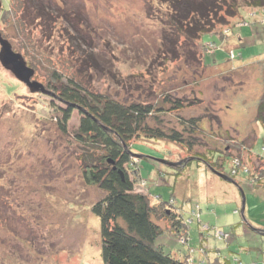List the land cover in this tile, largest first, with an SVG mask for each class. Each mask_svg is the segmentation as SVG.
Masks as SVG:
<instances>
[{"label": "rangeland", "instance_id": "1", "mask_svg": "<svg viewBox=\"0 0 264 264\" xmlns=\"http://www.w3.org/2000/svg\"><path fill=\"white\" fill-rule=\"evenodd\" d=\"M1 1L8 10L0 13V33L44 92L31 91L0 62V264H103L100 220L91 212L102 191L83 177L86 149L74 138L80 114L72 112L65 132L58 124L66 105L53 86L69 78L120 101L163 106L151 125L181 129L179 119L200 118L192 151L164 140L130 143L133 164L141 158L137 168L145 181L139 190L159 197L155 203L170 200L169 209L181 208L202 229L212 228L203 245L208 251L200 249L193 222L187 243L165 230L156 244L196 261L214 247L231 264L234 255L246 264L264 258V235L253 233L255 223L264 232V188H253L243 171L258 169L264 160V124L255 120L264 89V9L241 8L216 26L215 36L199 40L197 59L187 60L184 48L173 52L180 59L164 53L167 7L161 0H38L51 5L45 21L32 7L37 0ZM165 97L198 102L172 110ZM199 155L216 168L225 159L226 174L237 166L230 176L239 185L196 159L185 166L186 158ZM242 221L248 229H234ZM215 230L228 232L229 241H218Z\"/></svg>", "mask_w": 264, "mask_h": 264}, {"label": "trees", "instance_id": "2", "mask_svg": "<svg viewBox=\"0 0 264 264\" xmlns=\"http://www.w3.org/2000/svg\"><path fill=\"white\" fill-rule=\"evenodd\" d=\"M152 1L154 0H146L147 3ZM162 1L163 5L167 7V19L165 23L163 22V50L166 51L164 53L175 55L173 52L184 48L182 57L187 60L197 59L199 53L197 54L196 51L199 40L215 36L213 33L216 26L226 24L227 18L237 16L241 8L264 9V0ZM9 2L14 3L13 0H9ZM18 2L22 3L21 0H18ZM30 3H28L29 6ZM33 6H36L37 18L44 21L50 18V4H44L37 0ZM17 8L19 7L13 8V12L15 17H20L22 10L20 11ZM6 10L8 8L2 9L0 13L2 14ZM27 10L29 8H26ZM231 54L232 57H237L234 50ZM175 57L177 59L182 58L181 54L178 55V52ZM205 58L203 56L202 61L204 66H207L208 62ZM53 88L58 92L56 98L66 105V108L62 109L61 117L58 120L60 129L63 132L66 131V125L72 112L76 110L80 114L74 138L86 149L83 156L85 163V169L82 172L83 177L86 182L96 185L102 191V196L92 204L91 212L100 220L101 259L103 264H214L213 261H217L219 264H231V260L223 258L221 250L216 247L210 249L212 252L205 253L201 250L202 255L206 254L205 259L202 258L203 261H196L190 253L181 256L172 251H165L162 244H156L157 238L165 230L175 234L182 244L187 243L190 238L189 226L193 222L198 226V236L201 240L200 249L202 247L208 251L209 248L203 245L207 241L206 234L212 228L203 224L206 229H202L199 219V221H194V219L185 218L183 210L180 208L181 211L176 205L169 209L170 200L163 201L159 199L156 203L153 202V197H159L149 191L139 190L140 183L145 181L141 176L140 168H137L141 158L136 164L131 161L133 153L130 150V143L136 138L164 140L180 144L187 150L192 151L197 143L196 133L199 132V117L179 119L178 121L182 125L181 129H165L158 121L155 125L149 123L151 117L156 118L157 113L163 112V106H153L150 103L139 101H120L111 96L94 92L73 78H69L62 85H55ZM164 101L170 104L172 110L182 109L187 105L198 102L197 99L191 101L179 98L171 99V97H165ZM255 120L264 124V89L257 105ZM195 159L204 164L213 174L217 175L216 172L224 174L231 179V181L226 180L227 182L236 186L239 185L235 182L234 176H230V172L236 171L237 166L231 165L230 169L233 170L226 174L222 171L225 159L219 168H216L215 164L213 165L200 155L186 158L187 163L185 166H189L190 162ZM261 163L263 165L257 167L258 169L252 171L243 169L248 183L255 189L264 188L263 158H261ZM240 192L244 196L241 188ZM174 208L178 211H175ZM235 213H238V210H235ZM190 215L194 216L192 213ZM241 215L244 220L242 213ZM163 219L167 221L165 227L160 224ZM236 225L233 226L234 229L237 227L248 229L247 226H249L246 221ZM256 227L258 229H253V233L258 231L264 235L262 227ZM214 232L218 241H229L230 235L228 232L221 233L217 230ZM233 260V264H246L236 255H234ZM260 262L264 264V258L253 260L249 264H260Z\"/></svg>", "mask_w": 264, "mask_h": 264}, {"label": "water", "instance_id": "3", "mask_svg": "<svg viewBox=\"0 0 264 264\" xmlns=\"http://www.w3.org/2000/svg\"><path fill=\"white\" fill-rule=\"evenodd\" d=\"M2 9V1L0 0V11ZM0 62L2 65L5 67L9 68L16 78L26 84V86L31 90L39 89L41 92H44V89L42 86L37 84L36 82H31L30 78L34 75L33 69L27 67L26 62L24 59L21 57V55L15 53L12 51L11 46L9 42L2 37L0 33ZM161 163H164L168 166H173L175 164L166 162L164 160H157ZM216 174L221 177L224 180L231 181L230 178L225 176L224 174L216 172ZM244 196H242V207H241V213L243 214L244 211Z\"/></svg>", "mask_w": 264, "mask_h": 264}, {"label": "crops", "instance_id": "4", "mask_svg": "<svg viewBox=\"0 0 264 264\" xmlns=\"http://www.w3.org/2000/svg\"><path fill=\"white\" fill-rule=\"evenodd\" d=\"M255 224H256V226L261 227V225H258L257 223H255Z\"/></svg>", "mask_w": 264, "mask_h": 264}]
</instances>
